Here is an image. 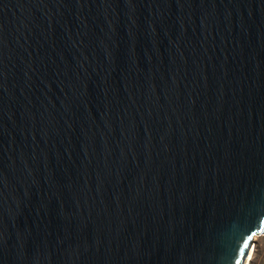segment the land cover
Listing matches in <instances>:
<instances>
[{"label":"water","instance_id":"water-1","mask_svg":"<svg viewBox=\"0 0 264 264\" xmlns=\"http://www.w3.org/2000/svg\"><path fill=\"white\" fill-rule=\"evenodd\" d=\"M260 221L264 0H0V264H245Z\"/></svg>","mask_w":264,"mask_h":264},{"label":"rangeland","instance_id":"rangeland-1","mask_svg":"<svg viewBox=\"0 0 264 264\" xmlns=\"http://www.w3.org/2000/svg\"><path fill=\"white\" fill-rule=\"evenodd\" d=\"M247 264H264V233L253 238L251 254Z\"/></svg>","mask_w":264,"mask_h":264},{"label":"snow or ice","instance_id":"snow-or-ice-1","mask_svg":"<svg viewBox=\"0 0 264 264\" xmlns=\"http://www.w3.org/2000/svg\"><path fill=\"white\" fill-rule=\"evenodd\" d=\"M260 224L261 225H264V221H260ZM252 235H255V233L253 232ZM249 239H251V237H249ZM247 247V245H246ZM222 258L225 260V261H228L230 258V255H229V251L227 249L224 250V253L222 255ZM236 264H241V261L239 259L236 260Z\"/></svg>","mask_w":264,"mask_h":264},{"label":"bare ground","instance_id":"bare-ground-1","mask_svg":"<svg viewBox=\"0 0 264 264\" xmlns=\"http://www.w3.org/2000/svg\"><path fill=\"white\" fill-rule=\"evenodd\" d=\"M250 254H251V252L249 253V256H250ZM249 256H248V258H249ZM248 258H247V260H248ZM245 264H247V261L245 262Z\"/></svg>","mask_w":264,"mask_h":264}]
</instances>
